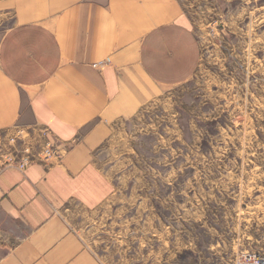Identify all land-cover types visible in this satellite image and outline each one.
I'll return each instance as SVG.
<instances>
[{
  "label": "crops",
  "instance_id": "1",
  "mask_svg": "<svg viewBox=\"0 0 264 264\" xmlns=\"http://www.w3.org/2000/svg\"><path fill=\"white\" fill-rule=\"evenodd\" d=\"M1 3L12 23L0 30V132L33 130L58 155L0 168V264H106L64 208L142 212L120 206L141 197L127 167L142 133L128 127L192 80L199 38L175 0ZM150 227L158 237L157 218Z\"/></svg>",
  "mask_w": 264,
  "mask_h": 264
},
{
  "label": "rangeland",
  "instance_id": "2",
  "mask_svg": "<svg viewBox=\"0 0 264 264\" xmlns=\"http://www.w3.org/2000/svg\"><path fill=\"white\" fill-rule=\"evenodd\" d=\"M1 1L0 30L12 23ZM175 6L202 55L189 83L128 127L142 133L127 167L141 197L120 206L142 212L113 214L117 204L112 214L76 205L63 212L106 264H264V0ZM38 139L23 127L0 132V168L48 157Z\"/></svg>",
  "mask_w": 264,
  "mask_h": 264
},
{
  "label": "built area",
  "instance_id": "3",
  "mask_svg": "<svg viewBox=\"0 0 264 264\" xmlns=\"http://www.w3.org/2000/svg\"><path fill=\"white\" fill-rule=\"evenodd\" d=\"M46 151L48 152V157H46V159L58 155L57 151L53 147L46 149ZM29 163L30 162H24V163H21L20 165H25Z\"/></svg>",
  "mask_w": 264,
  "mask_h": 264
},
{
  "label": "water",
  "instance_id": "4",
  "mask_svg": "<svg viewBox=\"0 0 264 264\" xmlns=\"http://www.w3.org/2000/svg\"><path fill=\"white\" fill-rule=\"evenodd\" d=\"M91 125H93V124H91Z\"/></svg>",
  "mask_w": 264,
  "mask_h": 264
}]
</instances>
